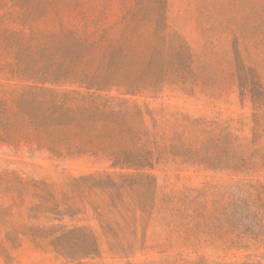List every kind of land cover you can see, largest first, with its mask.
Wrapping results in <instances>:
<instances>
[{
  "label": "rangeland",
  "instance_id": "rangeland-1",
  "mask_svg": "<svg viewBox=\"0 0 264 264\" xmlns=\"http://www.w3.org/2000/svg\"><path fill=\"white\" fill-rule=\"evenodd\" d=\"M57 66L69 76H35ZM92 94L141 107L137 142L155 153L156 205L131 253L111 251L92 207L64 200L74 178L120 169L103 154L54 155L20 109L76 110ZM3 109L0 264H264V205L239 202L264 203V0H0ZM175 195L190 198L167 203ZM79 227L96 231L97 257L53 246Z\"/></svg>",
  "mask_w": 264,
  "mask_h": 264
},
{
  "label": "trees",
  "instance_id": "trees-1",
  "mask_svg": "<svg viewBox=\"0 0 264 264\" xmlns=\"http://www.w3.org/2000/svg\"><path fill=\"white\" fill-rule=\"evenodd\" d=\"M63 74L57 66L54 70H38L35 76L44 82H57L63 79V76H69V71ZM21 75L31 77L27 69L21 71ZM79 79L81 83H87L84 75ZM86 99L92 101L91 105L76 110L66 107L65 103L52 105L31 114L21 105L20 109L24 116L29 117V125L46 135L49 150L54 155L73 157L87 153L103 154L112 161L114 169H120L115 172H93L74 178L70 194H65L64 200L69 204V210L75 205L92 207L99 218L101 228L110 239L111 251L131 253L137 249L138 229L142 228L145 235L148 219L156 205L158 188L157 179L150 172L156 164L155 153L137 142V137L146 133L144 126L136 120L142 119V108L135 105L131 110H117L109 104L101 103L100 98L94 97V94ZM256 106H259V103ZM0 115L2 118L5 116V109L0 111ZM163 152L158 149L159 158L163 156ZM206 194L207 190L197 197ZM248 197L249 199L245 197L239 202L249 205L251 201L250 205H253L256 200L264 205L260 197ZM175 198L182 202L190 197L175 195L169 197L167 203ZM237 203L238 200H233L235 207ZM179 205L181 207V203ZM177 212L181 213L179 209ZM232 213L233 217L238 214L236 209ZM240 225L242 224L233 226L232 229L246 235L248 231L240 229ZM71 235L75 244L69 247L60 244V241ZM261 235V231L251 233L253 238ZM53 246L70 259H90L100 253L98 235L90 227H79L62 233L54 240Z\"/></svg>",
  "mask_w": 264,
  "mask_h": 264
}]
</instances>
